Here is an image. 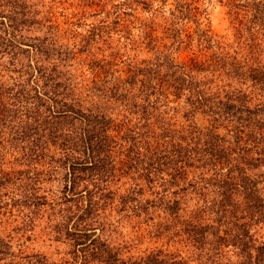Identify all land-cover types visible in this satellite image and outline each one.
Here are the masks:
<instances>
[{"label":"trees","instance_id":"16d2710c","mask_svg":"<svg viewBox=\"0 0 264 264\" xmlns=\"http://www.w3.org/2000/svg\"><path fill=\"white\" fill-rule=\"evenodd\" d=\"M202 1L0 0V264L186 263L111 211L264 264V0H219L231 37Z\"/></svg>","mask_w":264,"mask_h":264},{"label":"rangeland","instance_id":"374dc122","mask_svg":"<svg viewBox=\"0 0 264 264\" xmlns=\"http://www.w3.org/2000/svg\"><path fill=\"white\" fill-rule=\"evenodd\" d=\"M202 2L206 8V25L214 34L231 37L232 29L226 6L219 0H203ZM169 6H171L170 3L167 4L166 9ZM198 120L202 122L200 116H198ZM111 215L116 225L113 232H111V238L114 244L122 249L123 254L137 255L154 247H161L181 253L186 260L185 264H197V262L192 259L191 247L186 244L185 240L174 238V240L167 241L165 237L158 238L152 235L149 231L151 221L149 223L144 222V220H142L144 217H141V219H138V217L133 219H120L115 211H111ZM118 219L120 220L117 221ZM259 232L263 233V229H259ZM41 236L42 234H38V230L35 231V233H30V237L24 241V249L44 250L50 255L57 257L56 244H52L51 247L44 245L45 238H41ZM230 255L231 252L229 251L227 255L221 256V259L224 260L222 261L225 262L226 258Z\"/></svg>","mask_w":264,"mask_h":264}]
</instances>
